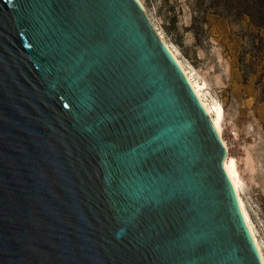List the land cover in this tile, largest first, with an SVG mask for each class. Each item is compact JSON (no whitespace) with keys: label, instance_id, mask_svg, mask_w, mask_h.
<instances>
[{"label":"water","instance_id":"water-1","mask_svg":"<svg viewBox=\"0 0 264 264\" xmlns=\"http://www.w3.org/2000/svg\"><path fill=\"white\" fill-rule=\"evenodd\" d=\"M223 157L135 0H0V264H260Z\"/></svg>","mask_w":264,"mask_h":264},{"label":"rangeland","instance_id":"rangeland-1","mask_svg":"<svg viewBox=\"0 0 264 264\" xmlns=\"http://www.w3.org/2000/svg\"><path fill=\"white\" fill-rule=\"evenodd\" d=\"M149 23L223 109V138L242 180L240 197L264 258V52L250 47L246 17L235 22L207 13L193 21L190 0H139ZM197 16V15H196ZM243 53L242 65L239 55ZM189 69V70H188ZM249 72L246 78L241 70Z\"/></svg>","mask_w":264,"mask_h":264},{"label":"bare ground","instance_id":"bare-ground-1","mask_svg":"<svg viewBox=\"0 0 264 264\" xmlns=\"http://www.w3.org/2000/svg\"><path fill=\"white\" fill-rule=\"evenodd\" d=\"M135 1L138 3L140 8L143 10V7L141 3L139 2V0H135ZM156 36L158 40L160 41L161 45L163 46V48L165 49V51L168 53L170 58L173 60L175 65L178 67L186 83L191 89L193 95L195 96L199 106L202 108L204 113L209 118L210 124L224 149V157L222 160L223 171L230 184L232 194H233L236 206L238 208L241 221L246 229V232L253 245V248L257 254L258 260L260 264H264L263 255L259 248L258 242L255 238L252 226L250 224V220L244 209L243 202L240 197L242 180L240 179V176L237 170V163H236V160L229 155L227 144L223 138V129H224L223 128V109L218 102L213 101V100L211 101L207 100L203 92V89H204L203 85L195 79L191 70L188 69L189 71H187L186 70L187 68L185 69V67H183V65L178 60L174 51L168 46V44L165 43V41L161 38V36L157 32H156Z\"/></svg>","mask_w":264,"mask_h":264},{"label":"trees","instance_id":"trees-1","mask_svg":"<svg viewBox=\"0 0 264 264\" xmlns=\"http://www.w3.org/2000/svg\"><path fill=\"white\" fill-rule=\"evenodd\" d=\"M190 8L195 14L193 21L197 19L205 20L207 13L214 16L235 22L243 17L248 19L250 26L256 31L264 30V0H190ZM197 15V16H196ZM250 47L264 52V42L260 35L252 37ZM244 54L239 55V64L242 65ZM264 71V69H263ZM243 77L246 78L249 72L241 70ZM260 75L258 82H261ZM264 100V98H263Z\"/></svg>","mask_w":264,"mask_h":264}]
</instances>
